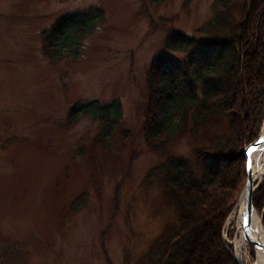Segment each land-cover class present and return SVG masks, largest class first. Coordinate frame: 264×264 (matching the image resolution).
Instances as JSON below:
<instances>
[{
  "label": "rangeland",
  "instance_id": "obj_1",
  "mask_svg": "<svg viewBox=\"0 0 264 264\" xmlns=\"http://www.w3.org/2000/svg\"><path fill=\"white\" fill-rule=\"evenodd\" d=\"M213 2L0 0V264L149 263L152 243L178 223L151 176L167 155L145 141L147 76L157 58L183 59L166 39L196 36ZM96 8L102 19L74 55L44 52L43 32ZM114 98L122 116L107 139L99 120L70 114L76 102ZM220 127L202 130L198 143ZM194 138H174L165 153L198 175ZM228 217L223 237L233 247Z\"/></svg>",
  "mask_w": 264,
  "mask_h": 264
},
{
  "label": "trees",
  "instance_id": "obj_2",
  "mask_svg": "<svg viewBox=\"0 0 264 264\" xmlns=\"http://www.w3.org/2000/svg\"><path fill=\"white\" fill-rule=\"evenodd\" d=\"M211 10L196 36L176 33L166 39L165 48L183 59L169 64L157 58L147 76L145 141L167 155L151 176H160L178 223L152 243L148 264H239L223 230L245 183L244 149L257 139L264 120V0H214ZM101 19L98 8L61 18L42 33L44 52L50 58L68 50L74 55ZM71 109L70 114L99 120L104 139L122 116L117 98L76 102ZM210 125L221 127L198 143ZM182 135L195 137L198 175L184 159L165 153ZM253 205L264 226V180L253 191Z\"/></svg>",
  "mask_w": 264,
  "mask_h": 264
},
{
  "label": "bare ground",
  "instance_id": "obj_3",
  "mask_svg": "<svg viewBox=\"0 0 264 264\" xmlns=\"http://www.w3.org/2000/svg\"><path fill=\"white\" fill-rule=\"evenodd\" d=\"M264 130V127H263ZM250 160L252 164V169L256 173L258 179L264 178V143L256 147L250 154ZM242 204L236 207L233 212H231L228 217V222L232 220L235 225V233L230 239L233 247H231V253L242 263L247 264L245 257L253 255V261L249 264H259L264 260V252L253 246L248 239L246 229L243 224L242 219ZM250 224L252 228V236L257 237L261 244L264 245V232L262 231L260 224L258 222V217L253 213L250 217ZM248 247L250 250H248Z\"/></svg>",
  "mask_w": 264,
  "mask_h": 264
},
{
  "label": "water",
  "instance_id": "obj_4",
  "mask_svg": "<svg viewBox=\"0 0 264 264\" xmlns=\"http://www.w3.org/2000/svg\"><path fill=\"white\" fill-rule=\"evenodd\" d=\"M264 143V130L261 129L258 137L253 142L249 143V145L244 149V156H245V173H246V179L243 186V189L241 191V194L238 198L236 207L240 206L242 204V219L243 224L246 229L249 242L261 249L264 252V245L260 243L259 239L257 237L252 236V228L250 224V217L253 213H255L258 217V222L260 224V227L262 231L264 232V226L262 224V213H258L253 205V191L256 188V186L261 183L263 180L258 179L256 173L252 169V164L250 160V154L251 152ZM235 257V256H234ZM235 259L238 261L239 264H242L236 257ZM259 264H264V260H262Z\"/></svg>",
  "mask_w": 264,
  "mask_h": 264
}]
</instances>
